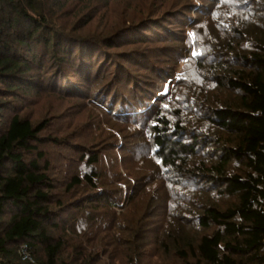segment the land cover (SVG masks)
I'll list each match as a JSON object with an SVG mask.
<instances>
[{"label":"trees","instance_id":"obj_1","mask_svg":"<svg viewBox=\"0 0 264 264\" xmlns=\"http://www.w3.org/2000/svg\"><path fill=\"white\" fill-rule=\"evenodd\" d=\"M0 264H264V0H0Z\"/></svg>","mask_w":264,"mask_h":264},{"label":"built area","instance_id":"obj_2","mask_svg":"<svg viewBox=\"0 0 264 264\" xmlns=\"http://www.w3.org/2000/svg\"><path fill=\"white\" fill-rule=\"evenodd\" d=\"M19 255L24 261H32V258H31L30 252H29V248L27 245H23L19 249Z\"/></svg>","mask_w":264,"mask_h":264},{"label":"rangeland","instance_id":"obj_3","mask_svg":"<svg viewBox=\"0 0 264 264\" xmlns=\"http://www.w3.org/2000/svg\"><path fill=\"white\" fill-rule=\"evenodd\" d=\"M167 85H168V84H167ZM167 92H168V90H166L165 92L161 93L160 96H161V97H162V96H165Z\"/></svg>","mask_w":264,"mask_h":264}]
</instances>
